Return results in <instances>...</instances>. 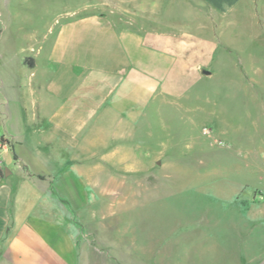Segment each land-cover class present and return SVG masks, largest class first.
Here are the masks:
<instances>
[{"label":"rangeland","instance_id":"obj_1","mask_svg":"<svg viewBox=\"0 0 264 264\" xmlns=\"http://www.w3.org/2000/svg\"><path fill=\"white\" fill-rule=\"evenodd\" d=\"M3 2L24 41L33 29L49 24L51 39L59 24L100 12L119 27L191 33L199 22V31L211 29L191 0ZM258 18L229 14L211 64L198 78H177L178 96L151 100L122 155H106L110 140L84 134L90 141L71 153L81 172L70 173L69 188L50 180L47 195L25 190L21 215L38 218L49 264L53 232L70 264H264V15ZM15 223L0 264L25 261L9 249Z\"/></svg>","mask_w":264,"mask_h":264},{"label":"crops","instance_id":"obj_2","mask_svg":"<svg viewBox=\"0 0 264 264\" xmlns=\"http://www.w3.org/2000/svg\"><path fill=\"white\" fill-rule=\"evenodd\" d=\"M3 1L0 248L16 220L9 249L25 257L16 263L49 264V248L36 232L38 218L21 215L25 190L47 195L50 180L69 188L70 173L81 172L71 153L88 148L90 141L84 134L93 132L98 142L110 140L106 155H122L124 145L132 147L133 126L151 100L178 96L182 88L177 78H198L200 68L211 64L229 14L250 12L257 19L264 15V0H191V10L211 28L205 32L199 31V22L191 33L119 27L100 12L59 24L51 39L49 24L42 32L33 29L28 41L12 31ZM102 146L96 143L95 148ZM10 166L5 176L4 167ZM50 237V264H70V250L60 246L55 232Z\"/></svg>","mask_w":264,"mask_h":264},{"label":"water","instance_id":"obj_3","mask_svg":"<svg viewBox=\"0 0 264 264\" xmlns=\"http://www.w3.org/2000/svg\"><path fill=\"white\" fill-rule=\"evenodd\" d=\"M203 73H204V74H209V72H208V71H205V70L203 71ZM9 174H10V171H9L8 169L4 170V175H5V176H7V175H9Z\"/></svg>","mask_w":264,"mask_h":264}]
</instances>
